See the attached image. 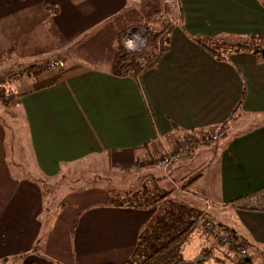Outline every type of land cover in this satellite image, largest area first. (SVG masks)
Segmentation results:
<instances>
[{
	"label": "crops",
	"instance_id": "obj_1",
	"mask_svg": "<svg viewBox=\"0 0 264 264\" xmlns=\"http://www.w3.org/2000/svg\"><path fill=\"white\" fill-rule=\"evenodd\" d=\"M136 22L168 29L166 49L139 75H116L118 38ZM221 38L245 45L217 58L204 43ZM252 38L264 51V0H0L1 70L63 61L0 101V264H125L166 206L113 203L110 188L140 180L167 200L209 203L205 218L245 251L200 223L178 264H264V60ZM185 140L164 175L156 159ZM88 159L126 178H75L58 198L64 170Z\"/></svg>",
	"mask_w": 264,
	"mask_h": 264
},
{
	"label": "trees",
	"instance_id": "obj_2",
	"mask_svg": "<svg viewBox=\"0 0 264 264\" xmlns=\"http://www.w3.org/2000/svg\"><path fill=\"white\" fill-rule=\"evenodd\" d=\"M165 25L166 27L164 29L171 25V21L167 22ZM146 27L148 39L147 46L150 42L151 50L149 54L141 55L139 59L136 58V55L127 53L122 43V38L128 27L120 34L113 61V72L116 75H139L144 69L152 66L154 62L156 63L160 54L166 49L168 43V29H161L158 31L150 29L148 26ZM249 41L250 45L252 44L251 47L254 53L262 57V45L259 46V44L256 43L259 40H257V38H252ZM207 43L205 42L204 46L217 58H223L229 51L245 45V43L241 41L233 43L232 41L226 42L225 39ZM45 67V65H42L40 68L38 67V69H44ZM27 69V73L29 74V68ZM4 83L5 80L2 82L0 81V101L6 104L11 100V97H5L3 94L4 90L2 88L4 87H2V85L4 86ZM138 187L139 189H137ZM138 187L136 189L131 188L125 192L113 189L111 194L113 203L118 205L147 207L157 204V202H162L166 206H164V211L162 210L160 213H157V215H155L140 231L136 246L125 264H178L182 262L183 259L180 247L191 228L200 223H203V226H205L213 222L205 218L204 215L206 212L204 209L191 208L186 204L165 199L168 192L159 186H155L152 191L147 192L144 191L143 187L145 186L139 181ZM240 263L246 264L243 260H241Z\"/></svg>",
	"mask_w": 264,
	"mask_h": 264
},
{
	"label": "rangeland",
	"instance_id": "obj_3",
	"mask_svg": "<svg viewBox=\"0 0 264 264\" xmlns=\"http://www.w3.org/2000/svg\"><path fill=\"white\" fill-rule=\"evenodd\" d=\"M136 23H138V24H140V25H142L143 23L142 22H136ZM135 23V24H136ZM139 25V26H140ZM144 26H147L146 24H143ZM128 28H130V27H128ZM128 30V29H127ZM126 30V31H127ZM126 31H125V33H126ZM222 39H225V41L226 42H231V41H229L227 38H221L220 40H222ZM215 41H216V39H215ZM206 43H207V41H205ZM210 42H213V41H210ZM233 43H235L234 41H232ZM241 42H243V41H241ZM256 43H258L259 44V46H261V44H262V42L261 41H257ZM208 44V43H207ZM150 50H151V47H150V42H149V45L145 48V49H143V50H141L140 52H136V53H134V52H129V51H127L126 49H125V51L127 52V53H130V54H132V55H136V58L137 59H139V58H141V55H147V54H149L150 53ZM57 59H59V58H56V59H54V60H57ZM51 61H53V60H51ZM51 61H48V62H46V63H43V64H41V65H35V66H30V67H27V68H29V71H30V73L28 74L27 73V68H23V69H19V70H17V69H11V68H13V67H9V65H5V66H3V70H1L0 69V81L2 82L3 80H5V83H4V86L2 85V87H4V88H2L3 90H4V95H5V97H8V98H10L11 97V100H9V102L8 103H13V101L15 100V95L19 92V91H21L22 90V87L23 86H21V85H23V83H20L21 81H23V80H25L26 78H27V76H33V75H36V74H38V73H40L42 70H44V69H38V67L40 68V66H42V65H45L46 67L45 68H47V69H52V70H55V69H58V68H60V67H56V68H52L51 67ZM47 63H48V65H47ZM10 66H12V65H10ZM7 67H9V69L10 70H8V71H6L5 72V68H7ZM27 69V70H26ZM15 70H17V71H15ZM22 73V74H21ZM53 75H54V72L53 71H50V70H46V71H44V73H43V76L44 77H46L44 80H47V79H52L53 78ZM39 79H40V77H38L37 78V80H38V82H39ZM42 79V78H41ZM31 83V88H33L34 86H37V85H40V83H37V82H35V81H33V82H30ZM30 86V85H29ZM0 111H1V107H0ZM10 111V113H14L13 112V107L11 108V110H9ZM2 113V112H1ZM3 113H6L5 111L3 112ZM15 113H16V111H15ZM186 142H188L187 140H185L184 142H182L181 143V146L183 145V143H186ZM193 142V141H192ZM200 143H201V139H200V141H199ZM196 143H198V142H196ZM176 149H178V148H174L173 149V151H175ZM172 151V152H173ZM170 152V151H169ZM171 153V152H170ZM165 154H169V153H163L158 159H156V164L158 165V167H160L159 169L162 171V173L165 175V174H167V173H169V169L171 168L170 167V164L168 165V166H166V167H164V166H162V165H159L158 164V161H159V159H161L162 157H164V155ZM101 167V163H100V161L98 162V161H96V160H90V159H88V160H83V161H81V162H79V163H77V164H75V165H73V166H71L69 169H66V170H64V173H66L65 175H64V177H69V178H67V180L65 181V185H62L59 189H58V194H59V196H58V198L61 196V195H63L64 193H66L67 192V190H68V187L70 186V187H72V186H75V185H77L78 184V182H76L75 184H74V182H75V178L79 181V180H82L83 182H82V184H84V183H87L88 182V180L87 179H90L93 175H95L96 173H99L100 175L101 174H109L110 176H109V178L111 179L112 178V181H113V178L114 179H116V178H119V177H124V179L126 178L123 174H121V173H119V172H116V171H112V172H107L105 169L103 170V172L101 173V171L100 170H98L99 168ZM137 168V173H139V171H141L140 170V166L139 167H136ZM95 173V174H94ZM137 173H136V175H137ZM112 175V176H111ZM166 177H168V176H166ZM80 178V179H79ZM166 179H168V178H166ZM115 181V180H114ZM113 181V182H114ZM169 181V180H168ZM112 182V183H113ZM140 182H141V180H140ZM146 183V182H145ZM123 184H124V182H123ZM150 185L148 184L147 185V187H148V190H147V188H145V187H143L144 188V191H152L153 190V187H149ZM114 187H116V186H113L112 187V189L114 188ZM64 189H65V192H64ZM112 189L110 188V190L111 191H109V192H112ZM180 190V189H179ZM180 191H182V190H180ZM152 193V192H151ZM176 195H178L177 193H175L174 192V194H173V196H176ZM53 195H52V197H51V199L53 200ZM207 203H205V205H206ZM160 205V204H159ZM214 227V231H216V233H218V231L216 230V228H215V226H213ZM209 230V229H208ZM211 231V230H210ZM218 235L219 236H221V238H219V240L222 242V243H224L225 245H228V248H231L232 250H234V251H236L237 252V250L238 249H240V248H242L243 246L239 243V242H237L232 236H230V235H220V233H218ZM227 236V240H228V242L227 243H225V237ZM195 243L196 242H194L193 243V246H192V244H188L187 246H186V251H185V254L184 255H188V253H190V252H193V250H194V248H195Z\"/></svg>",
	"mask_w": 264,
	"mask_h": 264
},
{
	"label": "built area",
	"instance_id": "obj_4",
	"mask_svg": "<svg viewBox=\"0 0 264 264\" xmlns=\"http://www.w3.org/2000/svg\"><path fill=\"white\" fill-rule=\"evenodd\" d=\"M162 2L164 6L167 8L174 7L176 4H178V0H162ZM139 25L140 24L138 23L131 25L122 38V43L124 45V48L129 52H134V53L140 52L141 50L147 47V44H148L147 27L144 26L143 24L140 26ZM128 40L133 41L134 46L131 49L126 47V41ZM62 66H63V61L61 59L51 61L52 68L62 67ZM216 138H217V135H210L208 137H204L203 139H201V142L208 143V142H211V140H214ZM189 145L190 143L186 142V143H183V145L180 148L176 149L175 151L173 152L170 151L171 153L167 152L169 154H165L164 157L159 159L158 164L164 167L168 166L171 162H173L174 160L182 156V154L189 149ZM210 207H211L210 204L207 203L205 205L204 210H207ZM206 226L211 231H214L212 224H207ZM225 242L226 243L228 242L226 237H225ZM237 252L240 254L241 257H243V255L245 254V251L243 248L238 249Z\"/></svg>",
	"mask_w": 264,
	"mask_h": 264
},
{
	"label": "clouds",
	"instance_id": "obj_5",
	"mask_svg": "<svg viewBox=\"0 0 264 264\" xmlns=\"http://www.w3.org/2000/svg\"><path fill=\"white\" fill-rule=\"evenodd\" d=\"M133 41L132 40H128V41H126V47L127 48H129V49H131V48H133Z\"/></svg>",
	"mask_w": 264,
	"mask_h": 264
},
{
	"label": "water",
	"instance_id": "obj_6",
	"mask_svg": "<svg viewBox=\"0 0 264 264\" xmlns=\"http://www.w3.org/2000/svg\"><path fill=\"white\" fill-rule=\"evenodd\" d=\"M261 55H262V58L264 60V51L261 52ZM245 260H248V259H245Z\"/></svg>",
	"mask_w": 264,
	"mask_h": 264
}]
</instances>
